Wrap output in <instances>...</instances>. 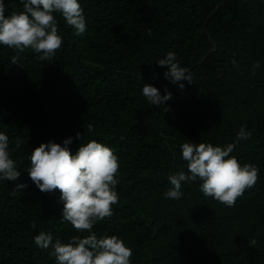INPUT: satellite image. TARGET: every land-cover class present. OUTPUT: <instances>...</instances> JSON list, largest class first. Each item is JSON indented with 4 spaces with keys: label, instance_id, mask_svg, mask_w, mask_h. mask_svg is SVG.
<instances>
[{
    "label": "trees",
    "instance_id": "16d2710c",
    "mask_svg": "<svg viewBox=\"0 0 264 264\" xmlns=\"http://www.w3.org/2000/svg\"><path fill=\"white\" fill-rule=\"evenodd\" d=\"M219 1L80 0L86 29L77 35L55 13L62 42L51 59L0 45V131L20 172L0 181V264H56L33 236L86 234L61 217L59 190L40 191L26 170L32 148L69 136L72 151L96 139L118 155L119 199L93 231L120 236L131 264H264V0H225L213 12ZM4 2L6 15L22 10ZM168 51L191 71L183 89L156 62ZM144 83L171 98L149 104ZM241 124L251 135L237 140ZM186 140L236 141L230 155L256 164V182L232 206L205 196L199 180L165 198L168 175L187 171Z\"/></svg>",
    "mask_w": 264,
    "mask_h": 264
},
{
    "label": "clouds",
    "instance_id": "9594fccd",
    "mask_svg": "<svg viewBox=\"0 0 264 264\" xmlns=\"http://www.w3.org/2000/svg\"><path fill=\"white\" fill-rule=\"evenodd\" d=\"M22 10L5 14V2L0 0V45H7L14 51L31 47L39 53L37 59H51L62 42L55 13H59L77 35L86 29V19L80 0H21ZM16 63L17 55L11 56ZM158 65H167L163 72L165 79L183 89V81L192 83L191 71L182 66L175 53L168 51L156 60ZM259 67V61L254 62ZM141 94L151 105H164L172 93L165 88L163 95L156 86L144 83ZM88 125V130H92ZM251 135L244 125L239 126L237 140ZM81 140V133L75 134ZM73 137L62 143L49 140L32 148L28 157L27 173L40 191L59 190L63 206L61 217L78 232L67 241L53 240L51 232L40 231L33 236V242L40 248L51 246L50 255L56 264H131L132 249L116 234L97 235L93 225L112 214V205L118 199L119 158L115 149L96 139L80 143L75 151L69 147ZM18 143V142H17ZM225 146L211 142L193 143L186 140L180 144L181 157L186 161L182 167L167 177L170 187L163 193L165 198L178 199L183 193L181 185L199 180L200 191L205 196L232 206L246 188L257 180L258 167L255 163H240L230 155L234 144ZM9 137L0 131V181H15L20 176L15 160L10 155ZM16 189L27 187L24 182L16 183Z\"/></svg>",
    "mask_w": 264,
    "mask_h": 264
},
{
    "label": "water",
    "instance_id": "95a60500",
    "mask_svg": "<svg viewBox=\"0 0 264 264\" xmlns=\"http://www.w3.org/2000/svg\"><path fill=\"white\" fill-rule=\"evenodd\" d=\"M224 1H225V0H220V1L216 4L215 9L213 10V12H215V11L219 8V6L222 5V4L224 3ZM209 38L212 39V37H211L210 35H209ZM216 47H217V44L214 42V46L209 50V52H210V51H213L214 49H216ZM207 54H208V52L204 55V57L202 58V60L205 59V57L207 56Z\"/></svg>",
    "mask_w": 264,
    "mask_h": 264
}]
</instances>
